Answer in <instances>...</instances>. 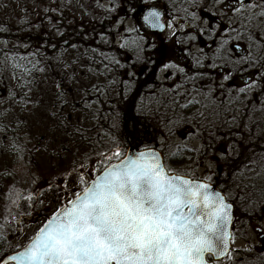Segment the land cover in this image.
Segmentation results:
<instances>
[{
	"label": "snow or ice",
	"instance_id": "snow-or-ice-1",
	"mask_svg": "<svg viewBox=\"0 0 264 264\" xmlns=\"http://www.w3.org/2000/svg\"><path fill=\"white\" fill-rule=\"evenodd\" d=\"M219 3L222 10L242 18L241 26L248 31L249 41L258 51H264V0ZM144 20L150 27H164L161 14L154 8ZM136 47L143 50L139 44ZM246 59L256 62L251 54ZM257 60L264 61V57ZM260 66L264 67V62ZM12 67L18 69L20 65L14 63ZM24 71L30 75L32 70ZM30 83L20 85L19 114L11 108L0 112V121L12 116L15 125L9 129V124L0 123V133L7 139L9 130L15 133L26 129L24 144L14 138L8 150L16 154L17 162L25 152L39 153L43 159L36 166L46 167L50 173L48 191L55 187L70 192L71 198L46 218L27 243L13 253L0 254V264H218L219 258H232L233 251H237L230 247L235 240L229 230L234 204L228 202L224 192L214 189V173L195 177L190 165L175 164L179 153L174 151L169 152L166 161L155 147L137 146V151L130 152L116 139L111 147H97L102 137L98 132L93 135L94 127L89 126L87 116L82 117L75 101L68 100L63 85L56 84L59 91L46 99L32 100ZM258 86L257 80L246 82L239 92L246 94ZM9 97L15 99L16 95L9 92ZM260 103L264 105V100ZM190 105L209 107L195 98L180 107L187 109ZM196 115L204 117V112L197 109ZM242 147V134L220 150L213 143L207 145L212 150L211 160L225 167L232 166L234 155ZM260 163L264 165V156ZM208 167L211 169L212 164ZM244 170L264 175V167L256 172L251 162ZM70 178L75 189L70 188ZM259 232L264 234V227Z\"/></svg>",
	"mask_w": 264,
	"mask_h": 264
},
{
	"label": "rangeland",
	"instance_id": "rangeland-1",
	"mask_svg": "<svg viewBox=\"0 0 264 264\" xmlns=\"http://www.w3.org/2000/svg\"><path fill=\"white\" fill-rule=\"evenodd\" d=\"M136 1L139 5L159 1V7L167 13L171 26L175 27L171 28V33L189 32L186 37L180 38L217 40L209 46L214 50L211 53L212 59H215L212 77L217 86H238L241 82L234 78L235 75L255 69L259 51L255 46L243 44L240 16L218 15L216 21H211L212 15L198 12L195 36L192 27L186 31L184 25L187 21L190 24L193 21V14L187 12L192 0ZM133 2L134 0H0V22L7 24L16 34L21 32L20 36L24 34L25 37V32L30 31L40 39V43L34 44L35 47H31L30 55L27 56L35 61L30 75L20 70L15 72L6 48L4 60L0 62V112L11 108L19 114L20 105L14 103L19 101L22 104L20 85L24 81L31 82L29 86L32 91L29 96L32 100L46 99L48 95L59 91L55 85L61 84L68 94V100L75 101L82 117H88L89 126L95 129L93 135L98 132L102 137L97 147H111L112 140L116 139L126 150L128 138L120 117L121 106L116 103L122 95L134 94L140 85H144L147 76L144 48L141 47L143 50L137 53L132 49L133 40H138L139 44L143 45L146 39L133 30L130 18L134 9ZM220 5L218 3V6ZM92 26L95 27L93 30ZM70 31L75 34L84 32L82 43L86 46L72 44L64 47L65 43H62L60 49L56 50L57 41L60 43V38H66ZM49 37L50 49L44 50L45 40ZM202 42L203 40L199 43ZM15 45L11 43V46ZM196 50L199 51V46ZM247 53L251 54L256 62L248 61L244 57ZM226 75L230 76V79L225 80ZM262 76L253 74L252 81L257 80L262 86ZM24 91H27V88ZM9 92L14 93L16 98L11 99ZM140 93L136 95L133 104L136 112L138 110L141 115L147 117V94L144 87ZM248 113L250 116L249 109ZM239 119L236 117L235 121L231 119L228 122L224 118L214 124L206 125L200 122L199 126H196V142H192L190 146L192 149L196 148V154L188 153L192 162L191 169L196 165V174L193 173L195 177L214 173V181L219 173V164L211 160L212 150L205 146V143L208 145L211 142H201L198 139L204 135L203 129L210 127L207 131H214L215 135L209 136L211 138H216L226 131L230 132L231 129L238 130L244 137V143V140H249L250 125L246 123L248 118L243 123ZM0 123L9 124V127L15 126L12 116ZM25 131L26 129L18 131L21 136L18 143L21 145L24 144ZM186 131L184 127L180 133ZM206 138L208 135H205L204 139ZM11 140H0V153H3L0 155V254L11 253L27 243L46 218L59 208L65 199L71 198L70 192L65 193L55 187L48 191L46 180L50 173L46 167L36 166L43 159L39 153L33 152L29 155L25 152L23 159L17 162L16 154L7 148ZM157 140L162 144V137L159 136ZM212 143L216 150H220L232 142L216 139ZM140 144L147 146L146 140H142ZM210 163L211 169L208 167ZM69 185L73 189L76 187L71 183V178ZM228 194L229 198L238 204L235 213V240L231 246L237 251H233L231 259L225 257L218 264H264V234L259 232V228L264 227V204L251 197L249 201L238 200L234 197L235 193ZM28 196L32 199L28 200ZM13 199L17 200L16 204L12 203ZM251 201H255L256 205L246 207L247 204H253Z\"/></svg>",
	"mask_w": 264,
	"mask_h": 264
},
{
	"label": "flooded vegetation",
	"instance_id": "flooded-vegetation-1",
	"mask_svg": "<svg viewBox=\"0 0 264 264\" xmlns=\"http://www.w3.org/2000/svg\"><path fill=\"white\" fill-rule=\"evenodd\" d=\"M136 3H134L130 17L134 26L133 30L146 39H144L143 45L139 44L138 40H133L132 49L137 53L139 51L136 47L137 44L144 48L145 71L147 72L144 90L147 94L148 125L153 136L156 135L157 139L160 136L163 140L162 144L157 140L154 147L161 150L166 161H168L169 152L174 151L179 153L175 164L191 166L192 162H190L188 153L196 154V148L192 149L190 146L192 142H196V126H199L200 122L210 125L224 118L229 122L233 116L245 121L249 116L247 108L250 101H256L258 106L261 105L260 101L264 100V87L258 86L255 90L247 91L246 94L240 93L239 89L245 87L246 82L252 81L253 74L264 75V67L260 66L264 61L257 60L253 71H247L241 75L237 73L234 78L241 82L240 85L220 88L212 77L215 59L213 60V55H211L214 50L209 47L217 40L180 38L186 37L189 32L174 31L171 33V28L175 27L171 26L167 13L159 7V1L156 3L145 2L142 5ZM218 3L219 0H192L187 12L193 14V21L191 24L188 21L184 23L186 31L192 27L196 36V13L198 12L212 15L211 21H216L219 18L218 15H235L227 9L222 10L223 6H218ZM153 8L162 15L161 22L165 24L163 32H159L145 23L144 16ZM242 28L243 44L254 46L248 39V31L244 27ZM202 40L203 42L199 43ZM197 46H199V51L196 50ZM234 46L239 47L238 45ZM263 54L264 51H259L257 58L264 57ZM244 57H249V53ZM166 64L176 65V67L165 69L164 65ZM260 84L264 86L262 82ZM192 98L200 100L201 104H208L209 107L203 108L201 105H190L187 109L180 107L181 104L187 103ZM197 109L204 112V117L196 115ZM217 112L218 115L214 114ZM184 127L187 131L180 133ZM208 128L210 127L204 128V135L198 138L201 142L208 140L212 143L216 140V138L209 137L210 134L215 135V133L207 131ZM160 129L161 131H159ZM170 129L172 133H170ZM205 135H208V138L204 139ZM217 137H222V142H233L240 138L230 137L227 131ZM205 146L207 147L206 143ZM217 166L218 172H221L223 164ZM190 170L196 174V165Z\"/></svg>",
	"mask_w": 264,
	"mask_h": 264
},
{
	"label": "trees",
	"instance_id": "trees-1",
	"mask_svg": "<svg viewBox=\"0 0 264 264\" xmlns=\"http://www.w3.org/2000/svg\"><path fill=\"white\" fill-rule=\"evenodd\" d=\"M135 2L137 1L134 0L133 3ZM136 4H138V2ZM102 27L103 26H101V29H103ZM0 28L7 29V31H0V62L4 60L5 50L8 49V57L11 61V65L14 63L20 65V68H14L15 72L19 70L24 71L25 68L32 70L35 61L27 58V56L30 55L31 47L33 48L35 47L34 44L40 43V39L30 31L25 32V37L24 34L20 36L22 34L21 32L18 34L14 33L9 29L7 24L5 25L2 22H0ZM93 28L95 27L92 26V30ZM72 32L73 31H70V33L67 32L69 34L65 36L66 38L61 37L60 43L57 41L55 45L56 50L60 49L62 43H65L64 47H69L72 44H83L84 32L79 31L77 34ZM50 42V37L45 40L46 47L43 48L44 50L50 49ZM11 43H15L16 45L11 46ZM143 87L144 85H140L134 91V94L128 93V95H122L120 97L121 99L119 98L118 103H116L118 106H121L120 117L122 126L127 134V145H132L136 148L137 146H139V148H144L140 144L142 140H146L148 147L155 146L154 144L157 143V136H153L152 131L149 128L148 117L141 115L138 110L136 112L135 104H133L136 95L141 94L140 92ZM14 104L21 105L19 101H16ZM248 109L251 112L250 116H248V122H246L250 125L248 128V132H250V136H248L249 140H244L242 149H238V153L234 155V163L232 166L225 167L223 165L222 171L218 173L216 180L213 181L214 184H216L218 188L228 196V199L234 203L236 209L238 204L229 198L228 193H235L236 196L234 197L238 200H241L240 196H243L246 201H249V197H251L258 200L260 204H264V175L257 176L253 172H247L244 170L245 164H249L250 162L252 163V166L256 168V172H261L262 167H264V165L260 163L261 156H264V133L261 132L264 131V105L258 106L257 102L252 100L248 104ZM241 122L243 123L244 120H241ZM12 127L13 126H10L9 129ZM233 133H236L237 135L232 137ZM227 134L232 138L241 136L240 132L234 129H231L230 132L228 131ZM4 135V133H0V140H5ZM20 137L21 136L18 132L14 133L11 130L7 132V139L11 140L16 138L20 140ZM133 137H135V139ZM240 172H244V175H239ZM225 173H229V175L226 176ZM221 185H223V187H221ZM237 185H239V187ZM255 205L256 203L251 205L247 204L246 207H253Z\"/></svg>",
	"mask_w": 264,
	"mask_h": 264
},
{
	"label": "water",
	"instance_id": "water-1",
	"mask_svg": "<svg viewBox=\"0 0 264 264\" xmlns=\"http://www.w3.org/2000/svg\"><path fill=\"white\" fill-rule=\"evenodd\" d=\"M161 17H162V15H161ZM162 19V18H161ZM162 23V22H161ZM163 24V23H162ZM164 25V24H163ZM165 27V26H164ZM164 27L161 29V28H154V29H157V31H159V32H162V31H164ZM126 151H130V152H135V151H137V149L134 147V146H129L127 149H126ZM159 151V150H158ZM213 187H214V189L215 190H218V188H217V186L216 185H214L213 184ZM219 191V190H218ZM233 220H234V208H233ZM233 225V224H232ZM232 225H230V231L232 232ZM231 246H232V244H231ZM230 246V247H231ZM232 248V247H231ZM225 257H227V256H225ZM225 257H222V258H219V261H222ZM218 261V262H219Z\"/></svg>",
	"mask_w": 264,
	"mask_h": 264
}]
</instances>
